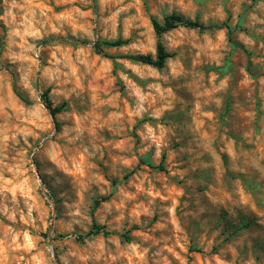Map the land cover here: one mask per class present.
<instances>
[{"label":"rangeland","instance_id":"1","mask_svg":"<svg viewBox=\"0 0 264 264\" xmlns=\"http://www.w3.org/2000/svg\"><path fill=\"white\" fill-rule=\"evenodd\" d=\"M0 264H264V0H0Z\"/></svg>","mask_w":264,"mask_h":264},{"label":"trees","instance_id":"2","mask_svg":"<svg viewBox=\"0 0 264 264\" xmlns=\"http://www.w3.org/2000/svg\"><path fill=\"white\" fill-rule=\"evenodd\" d=\"M150 20H151L153 30H154L156 37H157L155 55L152 56L150 54H129L126 57L130 60L150 64V65L158 67V68L162 67L165 64L166 59L169 57H172L174 54L173 52L167 51L160 41V37L164 32H166L170 29L176 28L178 26L197 28L199 30H205L207 28H210V26L202 25L197 19L191 20L188 18H184L177 13H171V14L164 15L161 21L158 20L156 16L152 15L150 17ZM221 26H225V28L227 29L229 42H231L232 44H235L233 39H232V36H231L232 29H231L230 25L228 23H222ZM125 42H126V40L121 39V38H117L114 40H96L92 44V47L94 48V50L97 53H101L102 52V49H101L102 44L103 45H120V44H123ZM245 52H247V51L245 50ZM247 54H248V52H247ZM12 86H13V90L17 94V96H19L23 101L28 102V99L25 98L17 90L15 83H13ZM42 100L52 115H55L62 108L61 106L53 107L50 100L47 97L46 92H44L42 94ZM147 164L152 166V167H156L159 170H163V164L162 163H159L156 166L153 165L152 163H149V162ZM99 233L107 234L108 231L105 229V227L103 225H100L98 223H93L91 229H89V231L86 234L89 235V234H99ZM127 239H129V238H127Z\"/></svg>","mask_w":264,"mask_h":264}]
</instances>
